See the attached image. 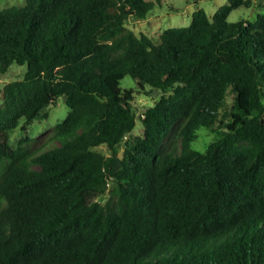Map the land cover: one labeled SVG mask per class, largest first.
<instances>
[{
	"label": "trees",
	"instance_id": "obj_1",
	"mask_svg": "<svg viewBox=\"0 0 264 264\" xmlns=\"http://www.w3.org/2000/svg\"><path fill=\"white\" fill-rule=\"evenodd\" d=\"M164 2L0 11V75L26 67L0 107V264H264V0L254 21H229L252 0H229L212 19L198 9L158 44L127 27ZM127 76L138 88L123 87ZM154 92L139 114L137 96ZM62 97L59 144H10ZM201 126L217 134L205 152L192 147ZM174 137L181 152L160 157Z\"/></svg>",
	"mask_w": 264,
	"mask_h": 264
},
{
	"label": "rangeland",
	"instance_id": "obj_2",
	"mask_svg": "<svg viewBox=\"0 0 264 264\" xmlns=\"http://www.w3.org/2000/svg\"><path fill=\"white\" fill-rule=\"evenodd\" d=\"M27 0H0V11L10 8L13 6H22ZM165 0L164 6L158 5L156 10L153 11L146 19H130L127 23V27L132 29L138 35L147 34L152 36L156 44L160 43V34L172 27H187L191 24L193 19V14L198 9L206 10L209 17L212 19L215 13L220 9V7L227 5L229 0ZM253 5L251 8L241 7L230 15V22H237L242 19H248L254 21L258 14V1L252 0ZM172 7L175 10L172 11ZM115 34H111L113 36ZM110 39V38H109ZM111 40V39H110ZM26 72V67H13L7 74L0 75V107L3 105V89L5 85L17 79ZM122 85L124 88L132 89L138 88L137 82L130 76H127L123 81ZM161 93L154 92L151 97L144 95H138L136 101V107L138 108V113L142 114L144 108L147 104L151 103L153 99H157ZM70 108L62 97L59 99L56 106L49 108V118L35 120L30 124H21L20 127L11 132L10 144L17 148L22 144L23 140L30 137L32 140H28L22 144L23 148L27 151L40 152L51 150L56 144H59L56 140V128L58 124L63 122L67 117ZM23 126V127H22ZM143 128L142 123L138 120L137 127L132 133L133 136L141 134ZM198 137L192 143V147L200 152H205L210 143H212L217 134L211 132L206 127H199L197 129ZM130 140V136L125 138L124 141L118 146L119 155L122 156L126 149V143ZM176 144V145H174ZM182 149V139L172 138L167 140L163 151L160 152V157L169 154L171 156H176L181 152ZM106 155H110L111 152L108 147L103 146L98 149ZM30 162H32L30 160ZM30 169H38L37 165H30ZM95 201H105V196H95ZM211 248V246H210Z\"/></svg>",
	"mask_w": 264,
	"mask_h": 264
}]
</instances>
